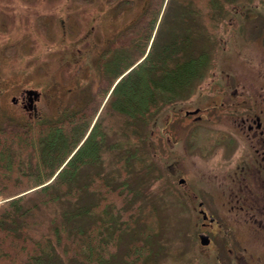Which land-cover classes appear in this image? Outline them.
Masks as SVG:
<instances>
[{"label": "rangeland", "instance_id": "1", "mask_svg": "<svg viewBox=\"0 0 264 264\" xmlns=\"http://www.w3.org/2000/svg\"><path fill=\"white\" fill-rule=\"evenodd\" d=\"M166 1L0 0V125L8 123L5 126L15 128L28 118L19 100L15 102L13 98L29 88L44 91L37 103L43 116H35L37 118L56 119L61 108L67 106L74 109L96 107L88 129L96 122L105 135L98 162L88 163L79 171L80 184L86 181L85 176L90 181L87 190L83 188L86 192H81L74 201L75 205L85 210L97 202V195L91 190H101L99 185L107 186L101 192L108 193L113 202L110 208L116 221L113 226L129 224L132 219L138 225L151 226L150 245L146 250L151 263L147 264H188L201 259L194 232L198 216L184 198L182 185L177 179L183 176L191 182V187L198 188L195 183L203 164L199 158V144L204 135L221 126L201 117L185 126L182 122L188 117L183 116V111L189 106V98L199 103L200 96L205 95V81L220 69L216 63L245 76V60L221 55V50H245L253 63L262 58L264 0L190 2L189 9L194 14L185 18L183 26L190 28V32L192 29L201 30L198 32L201 50L209 53L205 77L196 83L189 95L164 103L152 111L147 121L140 123V141L126 148L122 145L125 130L118 126V117L111 103L115 99L112 91L116 83L130 68L117 76H110L105 70L107 42L115 38L110 47L123 48L124 39L115 37L122 29L127 44H130L122 50L124 57L131 49L129 40L138 31L147 29L149 13L159 6V16L148 45L136 63L141 61L155 34L159 33L162 41L161 37L168 39L175 34L176 24L180 23L174 17V5L161 17ZM210 2L215 4L214 8H208ZM196 4L204 7L199 15L195 13ZM247 9L251 10V17L244 15ZM135 47V50H141ZM97 64L104 67L103 72L108 78L97 69ZM99 89L101 91L97 92ZM167 137L172 140L167 141ZM118 140L121 143L114 145ZM49 214L43 212L48 219ZM81 221L85 222V219L82 217ZM90 223L92 220L86 226ZM49 225L50 222L46 221L42 231ZM124 232L117 243L105 242L113 252L109 264H131L126 251L134 234ZM55 252V257L59 258L56 264H70L66 256L58 250Z\"/></svg>", "mask_w": 264, "mask_h": 264}, {"label": "trees", "instance_id": "2", "mask_svg": "<svg viewBox=\"0 0 264 264\" xmlns=\"http://www.w3.org/2000/svg\"><path fill=\"white\" fill-rule=\"evenodd\" d=\"M190 2L166 1L161 17L174 5V17L181 24H176L172 37H161L163 41L159 33L155 34L141 61L136 63L148 45L159 6L149 13V26L136 33L126 55L122 57V50L115 51V58L106 63L110 76L130 68L116 83L111 103L118 126L124 127L122 145L126 148L141 139L140 123L146 122L152 111L189 95L205 77L209 53L201 50V30L190 32L186 27L188 36L183 26L185 18L194 14L189 9ZM214 6L210 2L208 8ZM194 7L196 15L204 10L199 4ZM133 44L141 50H135ZM95 111L96 108L69 110L65 116L52 120L27 118L15 128L5 126L8 123L0 125V264H56L59 258L55 257V250L66 256L70 264H109L113 252L105 242L117 243L124 231L134 234L126 251L129 263H151L146 252L151 226L138 225L134 219L124 227L113 226V202L108 193L101 192L107 186L91 190L96 193L97 202L85 210L74 203L81 192H86L83 188L87 190L90 181L85 176L86 181L80 184L79 171L88 163L98 162L105 135L96 122L88 131ZM118 142L121 140L114 145ZM41 211L50 212L51 217L48 219ZM46 221L50 227L42 231Z\"/></svg>", "mask_w": 264, "mask_h": 264}, {"label": "flooded vegetation", "instance_id": "3", "mask_svg": "<svg viewBox=\"0 0 264 264\" xmlns=\"http://www.w3.org/2000/svg\"><path fill=\"white\" fill-rule=\"evenodd\" d=\"M250 12L247 9L244 15L251 17ZM121 30L115 37L124 39V47L112 49L115 38L108 41L105 62L115 58L114 50H126L127 40ZM261 51L262 58L253 63L245 50H221V55L245 60V76L216 63L220 69L205 81V95L200 96L199 103L189 98V106L183 111V116L188 117L182 122L185 126L199 117L221 126L204 135L199 144L203 164L195 183L198 188L191 187L183 176L177 179L184 198L198 216L194 232L201 259L188 264H264V50ZM97 69L108 78L104 67ZM38 93L31 109H27L30 95L24 91L13 98L22 104L28 118L43 116L37 103L44 91L39 89ZM86 108L63 107L58 116ZM192 110L197 111L185 113ZM170 140L172 137H167Z\"/></svg>", "mask_w": 264, "mask_h": 264}, {"label": "water", "instance_id": "4", "mask_svg": "<svg viewBox=\"0 0 264 264\" xmlns=\"http://www.w3.org/2000/svg\"><path fill=\"white\" fill-rule=\"evenodd\" d=\"M25 93H27V95H30V101H29V104H28V106H27V109H31L32 108V106H33V100L34 99H36L37 97H38V95H39V93H38V91L37 90H35V89H31V88H29V89H25V91H24ZM197 110H192V111H186L185 113L187 114V113H195ZM203 242V241H202Z\"/></svg>", "mask_w": 264, "mask_h": 264}]
</instances>
